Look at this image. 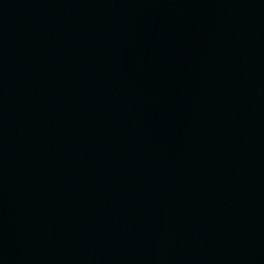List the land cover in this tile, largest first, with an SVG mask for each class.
I'll list each match as a JSON object with an SVG mask.
<instances>
[{"label": "water", "instance_id": "obj_1", "mask_svg": "<svg viewBox=\"0 0 264 264\" xmlns=\"http://www.w3.org/2000/svg\"><path fill=\"white\" fill-rule=\"evenodd\" d=\"M0 264H264V0H0Z\"/></svg>", "mask_w": 264, "mask_h": 264}]
</instances>
